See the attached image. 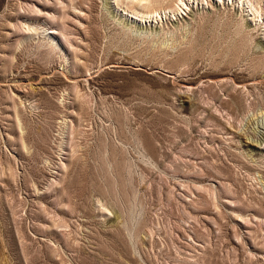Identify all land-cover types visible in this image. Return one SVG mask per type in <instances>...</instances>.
<instances>
[{"label":"rangeland","instance_id":"rangeland-1","mask_svg":"<svg viewBox=\"0 0 264 264\" xmlns=\"http://www.w3.org/2000/svg\"><path fill=\"white\" fill-rule=\"evenodd\" d=\"M177 1L0 0V264H264V0Z\"/></svg>","mask_w":264,"mask_h":264},{"label":"bare ground","instance_id":"bare-ground-1","mask_svg":"<svg viewBox=\"0 0 264 264\" xmlns=\"http://www.w3.org/2000/svg\"><path fill=\"white\" fill-rule=\"evenodd\" d=\"M247 1L249 2V6L252 8L253 13H254V19L253 20H255V18L259 15L262 16L263 8H261V6L258 5V2H260V1L259 0H247ZM114 2L115 3H113V4H115V7L122 9L121 10L122 12L120 15H124V17L127 20H129L131 23H133L135 27H139L141 29L143 24H144V26H146L148 23V25L151 26L152 22L157 23L159 19L162 20L163 15H164V18H167V14H166V11L163 8V6H164V4H167L168 2H170V0H114ZM177 2L178 3H176L177 4L176 9L179 13L182 14V11H181V9H183L182 5L185 6L187 4V2H186V0L185 1L178 0ZM109 5H111V6H109V8L111 9V11H113L112 10V6H113L112 2L111 3L109 2ZM170 6H168V7L170 8ZM185 8H186V6H185ZM172 10H173V8H172ZM174 12H176V10L172 11V14L177 15L178 12H176V14ZM168 19H169V17H168ZM246 23H248V22L246 21ZM109 63H110V67H112V66L113 67H123L121 65L122 63L120 61H118V62L113 61V62H109ZM262 143H264V142H259V144H256V145L254 144V146L260 147V146H262L261 145ZM262 148H264V146H262ZM254 156L252 154H249V160L251 162L255 161V159H253Z\"/></svg>","mask_w":264,"mask_h":264}]
</instances>
